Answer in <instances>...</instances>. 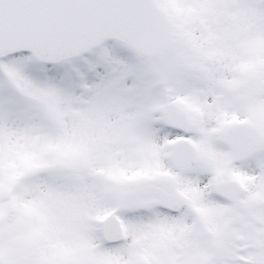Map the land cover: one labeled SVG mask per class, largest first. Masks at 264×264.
Listing matches in <instances>:
<instances>
[{"label":"snow or ice","instance_id":"1","mask_svg":"<svg viewBox=\"0 0 264 264\" xmlns=\"http://www.w3.org/2000/svg\"><path fill=\"white\" fill-rule=\"evenodd\" d=\"M0 264H264V0H0Z\"/></svg>","mask_w":264,"mask_h":264}]
</instances>
